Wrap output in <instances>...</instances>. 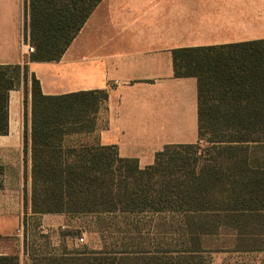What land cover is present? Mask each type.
<instances>
[{"label": "trees", "instance_id": "16d2710c", "mask_svg": "<svg viewBox=\"0 0 264 264\" xmlns=\"http://www.w3.org/2000/svg\"><path fill=\"white\" fill-rule=\"evenodd\" d=\"M101 1L25 0L24 37L34 51L22 65H0V135L8 132L10 91L23 80L32 84V215L173 214L184 235L198 240L252 224L263 248L264 39L173 51L175 76L198 81L199 141L167 145L141 168L95 137L108 91L46 95L29 73L30 62L61 60ZM3 174L0 165V189ZM24 203L26 209V191ZM29 254L33 264H76L80 257ZM91 254V264L127 259ZM0 264H20L19 256L1 255Z\"/></svg>", "mask_w": 264, "mask_h": 264}, {"label": "crops", "instance_id": "0c3cea01", "mask_svg": "<svg viewBox=\"0 0 264 264\" xmlns=\"http://www.w3.org/2000/svg\"><path fill=\"white\" fill-rule=\"evenodd\" d=\"M24 25L25 0H0V65L25 62ZM259 39L264 0H102L61 60L30 62L29 73L46 95L108 91L95 137L145 168L165 146L199 141L198 81L175 76L173 51ZM31 86L23 80L10 91L8 132L0 135V256L17 255L20 264H31L23 241L32 216ZM38 218L49 231L71 220Z\"/></svg>", "mask_w": 264, "mask_h": 264}, {"label": "rangeland", "instance_id": "374dc122", "mask_svg": "<svg viewBox=\"0 0 264 264\" xmlns=\"http://www.w3.org/2000/svg\"><path fill=\"white\" fill-rule=\"evenodd\" d=\"M38 217L26 216L23 241L39 257L76 252V264H91V252L105 250L127 258L116 264H264L262 236L252 224L247 232L222 228L198 240L184 235L173 214L70 216L67 227L50 231Z\"/></svg>", "mask_w": 264, "mask_h": 264}, {"label": "built area", "instance_id": "2783aa9c", "mask_svg": "<svg viewBox=\"0 0 264 264\" xmlns=\"http://www.w3.org/2000/svg\"><path fill=\"white\" fill-rule=\"evenodd\" d=\"M23 46L25 47V54H30L34 51V48L26 41L25 37L23 36ZM82 242L84 241L83 238L80 239Z\"/></svg>", "mask_w": 264, "mask_h": 264}]
</instances>
